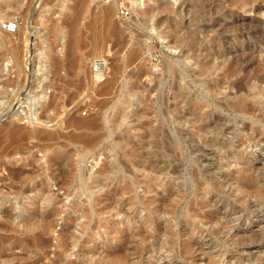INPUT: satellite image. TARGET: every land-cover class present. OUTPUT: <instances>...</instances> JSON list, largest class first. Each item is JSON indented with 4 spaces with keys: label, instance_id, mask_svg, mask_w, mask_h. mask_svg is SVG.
Returning a JSON list of instances; mask_svg holds the SVG:
<instances>
[{
    "label": "rangeland",
    "instance_id": "obj_1",
    "mask_svg": "<svg viewBox=\"0 0 264 264\" xmlns=\"http://www.w3.org/2000/svg\"><path fill=\"white\" fill-rule=\"evenodd\" d=\"M30 2L0 46V264H264V0H0L1 28Z\"/></svg>",
    "mask_w": 264,
    "mask_h": 264
},
{
    "label": "bare ground",
    "instance_id": "obj_2",
    "mask_svg": "<svg viewBox=\"0 0 264 264\" xmlns=\"http://www.w3.org/2000/svg\"><path fill=\"white\" fill-rule=\"evenodd\" d=\"M37 2L40 1V0H36ZM18 4V3H17ZM17 4H12V5H9L11 6L10 8H14L16 9L17 8ZM32 9H33V6H32V3H27V5H25L21 10L18 11V14H19V20H21V25L18 24V19L17 20H13L15 21V24H11V22L7 25H10L13 27V31L14 33L12 32H8L9 30H3L0 26V46H7L8 44L10 45L11 49L13 50L14 52V57L16 59L20 58L21 56V46H22V43L23 42H27L31 36V29L30 27L28 26V24L30 23V19L32 21V16H31V12H32ZM47 19H45V22H48V20L46 21ZM8 21V20H7ZM52 24V23H51ZM10 33V34H9ZM181 36V35H180ZM176 37V36H175ZM173 38V37H172ZM172 42V41H171ZM31 44V43H30ZM32 45V44H31ZM1 54V53H0ZM4 54V53H2ZM134 54V53H133ZM3 56V55H1ZM60 62V61H59ZM99 65V64H98ZM56 66V65H55ZM232 66V65H231ZM228 68V67H227ZM231 68V67H230ZM138 74V73H136ZM140 74V73H139ZM132 75V74H131ZM141 76V75H140ZM255 76V75H254ZM148 78V77H147ZM150 78V77H149ZM149 80V79H148ZM257 82L258 83H264V78H258L257 79ZM174 88V87H173ZM239 88V87H238ZM184 94V93H183ZM185 96V95H184ZM185 98V97H184ZM193 98V97H192ZM51 102V101H50ZM58 105V103L55 101V102H51L50 104H48L47 107L49 108H56V106ZM177 107V106H176ZM203 108V107H202ZM59 109V108H58ZM43 111V110H42ZM64 111V110H63ZM31 113V112H30ZM186 113V112H185ZM70 115V114H69ZM95 118L97 119L96 117V114H91L89 116H86V117H81V116H78L76 115L75 113L71 114L68 119L66 120L67 123L69 125H72L76 128H82V127H92V124L94 123L95 121ZM197 118V117H196ZM196 121V120H195ZM146 123V122H145ZM94 126V125H93ZM204 130V129H203ZM23 131L21 130H17L16 129V133H15V138L16 139H22L24 136L22 134ZM44 132V135L48 136L49 133L46 132V131H43ZM39 134V133H38ZM35 138V137H34ZM219 143V142H218ZM237 163V162H236ZM235 165V164H234ZM259 170V169H258ZM207 171V170H206ZM21 171H19L20 173ZM249 173V171H248ZM263 174V173H261ZM18 175V174H17ZM250 175V174H249ZM253 177V176H252ZM19 178V177H17ZM254 178V177H253ZM229 181V180H228ZM226 184V183H225ZM230 184V183H229ZM236 186V185H235ZM242 186V185H241ZM74 188V187H73ZM251 188V187H250ZM29 189H26L25 191H27ZM44 190V189H43ZM42 195H44L45 197L48 195L46 193V190L42 191ZM31 200V199H30ZM33 202V201H32ZM27 204V205H26ZM32 203H21V206L25 207V206H30ZM219 207V206H218ZM215 209V208H214ZM3 213L5 214V216L8 217L9 215V212H8V209H4L3 210ZM223 215V214H222ZM225 216V215H224ZM210 217V216H209ZM201 218V217H200ZM226 218V217H225ZM9 225V224H8ZM7 227V226H6ZM223 227V226H222ZM221 228V227H220ZM3 229V228H2ZM217 229V228H216ZM219 229V227H218ZM217 229V231H218ZM224 229V228H223ZM239 231V230H238ZM238 231H235V232H238ZM146 237V236H145ZM137 239V238H136ZM194 239V238H192ZM45 240V239H44ZM197 240V239H196ZM136 241V240H135ZM201 241V240H200ZM204 242V241H203ZM202 242V243H203ZM136 243V242H135ZM135 245V244H134ZM200 246V243L197 242V241H189L187 244H186V247L185 249L187 251H193V248L194 246ZM121 250V249H120ZM132 250V249H131ZM26 255V254H25ZM109 255V254H108ZM199 255V254H198ZM200 261V260H199ZM195 262V260H194ZM199 263V262H198Z\"/></svg>",
    "mask_w": 264,
    "mask_h": 264
},
{
    "label": "built area",
    "instance_id": "obj_3",
    "mask_svg": "<svg viewBox=\"0 0 264 264\" xmlns=\"http://www.w3.org/2000/svg\"><path fill=\"white\" fill-rule=\"evenodd\" d=\"M121 13H122V16H127L129 14V11L127 9H125V10L121 11ZM7 24H8V22L3 24L2 27L5 30H9V31L13 30V27L10 25H7Z\"/></svg>",
    "mask_w": 264,
    "mask_h": 264
}]
</instances>
